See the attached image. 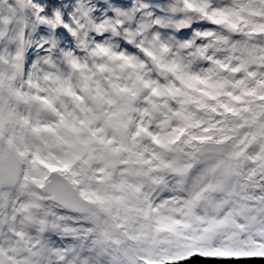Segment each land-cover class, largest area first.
<instances>
[{
	"label": "clouds",
	"instance_id": "clouds-1",
	"mask_svg": "<svg viewBox=\"0 0 264 264\" xmlns=\"http://www.w3.org/2000/svg\"><path fill=\"white\" fill-rule=\"evenodd\" d=\"M264 262V0H0V264Z\"/></svg>",
	"mask_w": 264,
	"mask_h": 264
},
{
	"label": "water",
	"instance_id": "water-1",
	"mask_svg": "<svg viewBox=\"0 0 264 264\" xmlns=\"http://www.w3.org/2000/svg\"><path fill=\"white\" fill-rule=\"evenodd\" d=\"M184 264H264V262L258 261H201L199 258H193V260L186 261Z\"/></svg>",
	"mask_w": 264,
	"mask_h": 264
}]
</instances>
